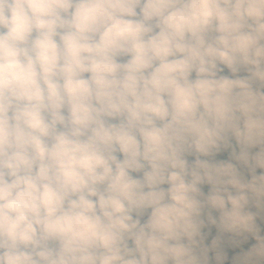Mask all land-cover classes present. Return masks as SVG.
Segmentation results:
<instances>
[{"label":"clouds","instance_id":"9594fccd","mask_svg":"<svg viewBox=\"0 0 264 264\" xmlns=\"http://www.w3.org/2000/svg\"><path fill=\"white\" fill-rule=\"evenodd\" d=\"M206 225L264 264V0H0V264H209Z\"/></svg>","mask_w":264,"mask_h":264},{"label":"flooded vegetation","instance_id":"af4514ba","mask_svg":"<svg viewBox=\"0 0 264 264\" xmlns=\"http://www.w3.org/2000/svg\"><path fill=\"white\" fill-rule=\"evenodd\" d=\"M227 72V70H225ZM233 147L235 146V142L232 141ZM238 151V149H237ZM253 152L256 151V149H252ZM229 152L230 150H222L221 153L217 154V158L221 160H228L229 159ZM189 162H191L194 157L189 156L187 157ZM217 159V160H218ZM234 162V161H233ZM235 163V162H234ZM244 169L242 166H238V170ZM242 171V170H240ZM243 172V171H242ZM253 211L255 209H252ZM213 216H218V213L213 211ZM259 223V220L257 221ZM202 236H203V246L209 248L208 252V257H209V264H215V261L213 259L214 252L211 249V244L213 239L217 238L219 236L220 240V248L223 249V251L227 254V260L225 261V264H231L232 258L235 255H238L241 252V249L244 251H247L248 247L255 243V241H252L251 238H249L248 243L240 245V247H234L231 246L230 244V239H231V234L229 233H219L215 225H206L202 230H201Z\"/></svg>","mask_w":264,"mask_h":264},{"label":"rangeland","instance_id":"374dc122","mask_svg":"<svg viewBox=\"0 0 264 264\" xmlns=\"http://www.w3.org/2000/svg\"><path fill=\"white\" fill-rule=\"evenodd\" d=\"M216 156H217V155H216ZM216 156L213 157L214 160H217V159H218ZM202 159H203V157H202ZM218 160H221V159H218ZM240 170L243 171V173H244V175H245V178H250V177L248 176V172H247L246 169H240ZM260 171H261L260 169H257V170H256V174L258 175V174L260 173ZM209 188H210V186L207 185V184L201 186V190H202L204 193L208 192V191H209Z\"/></svg>","mask_w":264,"mask_h":264},{"label":"trees","instance_id":"16d2710c","mask_svg":"<svg viewBox=\"0 0 264 264\" xmlns=\"http://www.w3.org/2000/svg\"><path fill=\"white\" fill-rule=\"evenodd\" d=\"M225 74H227V72H225ZM221 153V152H220ZM208 192L204 193L205 195L207 194ZM252 240V239H251ZM253 241V240H252Z\"/></svg>","mask_w":264,"mask_h":264},{"label":"crops","instance_id":"0c3cea01","mask_svg":"<svg viewBox=\"0 0 264 264\" xmlns=\"http://www.w3.org/2000/svg\"><path fill=\"white\" fill-rule=\"evenodd\" d=\"M257 150V149H256Z\"/></svg>","mask_w":264,"mask_h":264},{"label":"water","instance_id":"95a60500","mask_svg":"<svg viewBox=\"0 0 264 264\" xmlns=\"http://www.w3.org/2000/svg\"><path fill=\"white\" fill-rule=\"evenodd\" d=\"M243 74V73H242Z\"/></svg>","mask_w":264,"mask_h":264}]
</instances>
